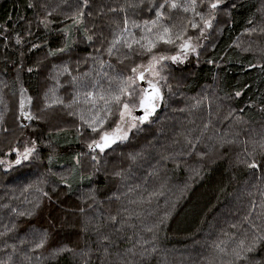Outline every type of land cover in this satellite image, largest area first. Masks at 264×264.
I'll return each mask as SVG.
<instances>
[{
    "label": "trees",
    "instance_id": "1",
    "mask_svg": "<svg viewBox=\"0 0 264 264\" xmlns=\"http://www.w3.org/2000/svg\"><path fill=\"white\" fill-rule=\"evenodd\" d=\"M181 2L0 0V157L31 149L19 164H0V264H212L227 243L230 255L220 259L264 264L257 234L264 235V53L258 59L236 45L260 21L264 0H220L228 15L220 14L219 32L210 25L202 45L183 30L174 43L189 56L172 64L166 59L175 52L157 30L182 24ZM198 4L187 5L202 11ZM161 56L172 80L150 79L163 96L155 112L123 142L91 150L101 132L116 128L122 105L140 108L149 80L143 86L133 69ZM86 71V82L76 78ZM85 89L86 107L77 94ZM22 90L31 102L26 126L17 118ZM209 91L215 108L213 101L196 116L175 110L187 108L183 96ZM102 102L103 115L93 118ZM233 118L238 124L224 132ZM255 146L251 167L236 162ZM194 164L200 169L188 180ZM258 171L254 182L249 173ZM156 179L169 193L153 186ZM129 193L151 199L144 216L134 214ZM143 225L148 231L138 237Z\"/></svg>",
    "mask_w": 264,
    "mask_h": 264
},
{
    "label": "rangeland",
    "instance_id": "2",
    "mask_svg": "<svg viewBox=\"0 0 264 264\" xmlns=\"http://www.w3.org/2000/svg\"><path fill=\"white\" fill-rule=\"evenodd\" d=\"M190 0H182L181 2V8H183L184 10L182 11V14H181V18H183V22L182 24H177V25H170V24H167L165 26V29H167L168 31L165 32L164 30L161 31V30H157V32L164 37V43H166L167 46L170 47L169 50H167L168 52L169 51H172V52H175L173 54H171L167 59L166 61L174 64H183L185 62V60L188 58L189 56V52H185L183 54H180L179 52L177 53V50H179V46L178 44L174 43L179 41L181 39V34L183 33V30L185 32L184 36L187 37V36H193L195 40H200V38L203 40L204 37L206 36V34H208V29L209 27H205L204 25V21L205 20H209L210 21V25L211 26H214V25H217L218 28H217V32H219V30L221 29V26L220 25V17H223L221 16L220 14L221 13H224L225 16L228 15V11L225 7L223 8H216V9H211L210 8V3L215 1V0H198L199 1V4L198 6H204L202 7V11L201 9H198V11L189 8L188 7V2ZM177 3V2H176ZM178 6H175L174 8H176ZM57 10V9H56ZM76 12H74L75 14ZM259 13L261 14V19L260 21L258 22H255L253 23L254 25H252L251 28L247 29L245 32H243L236 40V45L241 49V50H245V51H251V52H254L255 54H257L258 56V59L260 58V56L264 53V2L261 3V6L259 7ZM72 14V12L70 13ZM186 26V28L184 29V27ZM193 25H196L195 27H193ZM201 29H203V31H201ZM189 32H191L189 34ZM202 36V37H201ZM171 41L170 43L168 42H165V41ZM204 42L205 40L202 41V45H204ZM196 43H198L196 41ZM173 56H178L179 57V60L178 61H173L172 59H170V57H173ZM150 68L149 71H144L145 74V78L146 80H150V79H160V80H164V78H167L168 81L169 80H172V75L171 73L168 71V67L167 65H163L162 64V61L159 60L158 57L154 58L152 61H150L145 67ZM91 76V72L90 71H86L84 73V76L83 77H76L77 79L81 80V81H84L86 82L87 78ZM162 77H164L163 79H161ZM3 78L0 76V104H3V98H2V92H1V85L3 84ZM73 81V80H72ZM71 81V78L70 76H67L66 79H65V84L66 85H70L72 83ZM170 91V89H169ZM167 93H165V95H167V102L168 104L170 105V102H171V94H168V91L166 90ZM88 93V90L85 89V90H78L77 91V94L80 96V97H83L84 99L82 100V106L86 107V104L88 103L87 100L85 99L84 95ZM113 94V92H111ZM212 94L213 92L212 91H209V92H202V93H197L195 95H189V96H183L184 99H186L185 103L187 105V108L185 109L184 107H177L176 105H174L175 110L177 112H180L181 113H184V114H187V113H190V114H193V115H197L198 112L200 111H206V107L207 104H210L211 105V102L213 104V101H214V106H212V108H215L216 105L218 104L215 100V98L213 97L212 99ZM20 97L21 99H25L26 98V93H24V91H20ZM109 97H114L112 95H107V97L105 98V100L103 102H109ZM174 98V97H173ZM47 101H55L56 98L54 99H46ZM174 100V99H173ZM172 100V101H173ZM103 102L100 106L96 107L95 109H93V115L92 116L93 118H98V117H101L103 115V109H104V106H103ZM166 103V101H165ZM129 107L131 108V116L129 115H125V117L123 118V120H121V115L119 114V120H118V123L120 125V129H121V134L123 132H127L129 134V132L134 129V128H130L128 127V125L130 123H135L136 126L138 124L137 120H133L132 118L135 117L134 115V108L136 107V104L133 105V104H129ZM211 110V106L209 107ZM123 109V105L120 109V113H121V110ZM144 114V113H143ZM175 116L177 117V119H179L181 121V118H178L179 117V114H175ZM167 119H171L170 117L167 118ZM237 118H233L230 123H228V125L224 128V132H227L228 130H230L231 128H233L237 123ZM206 123H204V125H206L207 123H212L211 120H205L203 119ZM117 123V125H118ZM117 127V126H116ZM214 127V126H213ZM136 128V127H135ZM205 128V126H204ZM116 129V128H115ZM190 132V129L189 131ZM187 136L185 138V142H187ZM228 143H230V141L226 140ZM243 143V142H242ZM247 146V145H246ZM240 149V148H238ZM260 149L259 146H255L253 149H251L250 151L248 149H243L241 150L236 156L234 155V159L236 160L237 163H240L241 165H245V166H248V167H251L252 166V163H253V159L252 158H249L250 156H255L256 153L258 152V150ZM14 151V154H15V159L14 160H10L8 159V157H0V164L4 166V168H8L10 167L11 165H13L15 163V161L19 158L20 161L21 160H24L23 159V155L25 154V149L24 150H18V149H13ZM233 159V160H234ZM243 165V166H244ZM200 169V165L199 164H194V168H190L188 170V175L189 177L187 178L188 180L192 179L194 176L197 175L198 171ZM59 175V177L61 176L60 173H56ZM55 174V175H56ZM257 176H252L251 173H249V176H251L254 180V182H260V180H262V178H260V175L262 174L261 171H258L255 173ZM248 176V177H249ZM148 181V180H147ZM158 180H154V184L153 186L155 185H158V186H162L163 188V193H169L166 192L164 190V188L167 187V183H163V185H160V182L157 183ZM169 184V183H168ZM175 184H177L175 182ZM166 186V187H165ZM175 186V185H174ZM263 189H264V186H263ZM242 190H245L248 192L247 195H250L252 192L250 191L249 188H243ZM262 190V188H261ZM86 195H90L91 194V191L89 192H86L85 193ZM136 194V193H135ZM255 194V192H254ZM129 195V199L131 201V204H133L135 207L136 210L134 212V214L136 215V217H142L144 215H142L143 213H146V208H147V205L149 204L151 207V199L149 197H146V196H140L137 194L138 198L134 199V196L131 195L130 193L127 194V197ZM135 195V197H137ZM154 196V195H153ZM155 196H158V195H155ZM178 198H176L175 200L173 199L170 206H174L175 205V202ZM130 204V205H131ZM154 205V204H153ZM219 217H217V215L213 216V219H218ZM148 229L144 228V225L141 227L139 233H138V237L142 234L146 235ZM260 236H264L263 233H258ZM257 234L255 237L252 238V244L255 245V247L258 245V237H257ZM244 233H240L239 234V237H243ZM245 236V235H244ZM225 237H228V236H223V238ZM251 236H248V239H250ZM214 249L216 246H213ZM228 247H229V243L225 244V246H223L222 248L220 247L218 249V253H217V256L216 258H214V260L212 261V264H231L228 260H225V259H220L219 257V254L224 257V258H227L229 255H230V252L228 250ZM233 251H234V248H233ZM238 259V258H237ZM240 260H246V258H240L238 259L237 261L239 262ZM243 262V261H242Z\"/></svg>",
    "mask_w": 264,
    "mask_h": 264
},
{
    "label": "snow or ice",
    "instance_id": "3",
    "mask_svg": "<svg viewBox=\"0 0 264 264\" xmlns=\"http://www.w3.org/2000/svg\"><path fill=\"white\" fill-rule=\"evenodd\" d=\"M219 3H220V0H215V2H213L210 5V8L212 9L217 8ZM173 7H175V5H173ZM204 25L205 27H210V21L205 20ZM195 26L196 25H193V27ZM164 31L167 32L168 30L165 29ZM201 31H203V29H201ZM160 39L164 40V37L161 36ZM165 42L170 43L171 41L166 40ZM181 47L186 49L189 47V45L185 43L181 45ZM164 59H166V57H163V56L159 57V60H164ZM170 59H172L175 62L179 60V57L173 56V57H170ZM149 70L150 68L143 69V71H141L140 68H134L133 72L138 73V79L143 80L144 71H149ZM142 91L144 94L139 99V107L144 111V114L142 116L132 118L133 120H139L140 122H144L148 120V118L155 112V109L158 107L157 101L163 99L160 88L158 87L157 84L153 83L151 80L148 81V87L142 89ZM89 95H91V93H89ZM129 95H131V93H129ZM237 95H239V93H237ZM115 99L119 102L120 97L117 96L115 97ZM120 115H121V120H123L125 115L131 116V108L129 107L128 104L123 105V109L121 110ZM128 127L135 128L136 124L130 123ZM92 130L93 132L97 131L96 128H93ZM127 137H128V133L126 131L121 134L120 125L118 123L116 129H114L112 132H101L99 141H93L92 144H89V148L95 147V148H98L100 152H104L105 149L110 148L111 145L115 144L117 141L123 142L125 139H127ZM29 152H31V149L26 148L25 154L23 155V159L28 158ZM20 162L21 161L19 158L15 161V163L17 164H19ZM237 258L240 259L241 257L237 255Z\"/></svg>",
    "mask_w": 264,
    "mask_h": 264
},
{
    "label": "water",
    "instance_id": "4",
    "mask_svg": "<svg viewBox=\"0 0 264 264\" xmlns=\"http://www.w3.org/2000/svg\"><path fill=\"white\" fill-rule=\"evenodd\" d=\"M141 83L143 86L147 87L146 84L141 80ZM26 99V100H25ZM25 99H21L20 95L18 96V112H17V118L20 126H26L32 121V116L30 113V105L31 102L29 100V97L26 96ZM140 110H135L136 116H140ZM91 150H99L98 148L92 147Z\"/></svg>",
    "mask_w": 264,
    "mask_h": 264
}]
</instances>
